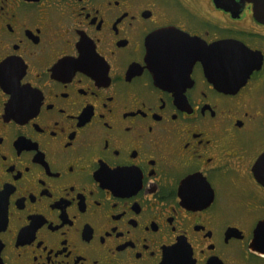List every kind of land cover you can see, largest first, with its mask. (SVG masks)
<instances>
[{
  "label": "flooded vegetation",
  "instance_id": "flooded-vegetation-1",
  "mask_svg": "<svg viewBox=\"0 0 264 264\" xmlns=\"http://www.w3.org/2000/svg\"><path fill=\"white\" fill-rule=\"evenodd\" d=\"M80 2L0 0V264H264L261 8Z\"/></svg>",
  "mask_w": 264,
  "mask_h": 264
},
{
  "label": "snow or ice",
  "instance_id": "snow-or-ice-1",
  "mask_svg": "<svg viewBox=\"0 0 264 264\" xmlns=\"http://www.w3.org/2000/svg\"><path fill=\"white\" fill-rule=\"evenodd\" d=\"M80 3H84L80 2ZM155 34H157V36L154 37V39H159V32H156ZM236 71V67L232 64V62L228 61L225 62L222 66V72L225 75V77H228L230 74H232L233 72ZM0 74H3V66H0ZM130 130V131H129ZM129 132L132 131L131 128L128 129ZM72 145L70 144L69 147H71ZM70 168H72L74 170L75 166L74 165H69ZM256 169H259L260 175L261 177H264V160H260L256 166ZM103 177V174H101ZM123 173L120 172H112V173H108L106 178H102L101 182L107 184V180H111L114 178H118L120 176H122ZM202 181V177L200 176H193L190 180H187L185 182V189L187 190L189 188V186L191 185H196L198 183H200ZM190 194V193H189Z\"/></svg>",
  "mask_w": 264,
  "mask_h": 264
},
{
  "label": "water",
  "instance_id": "water-1",
  "mask_svg": "<svg viewBox=\"0 0 264 264\" xmlns=\"http://www.w3.org/2000/svg\"><path fill=\"white\" fill-rule=\"evenodd\" d=\"M255 1V5L258 7V8H261L259 10V13L261 14V16L264 17V0H254Z\"/></svg>",
  "mask_w": 264,
  "mask_h": 264
}]
</instances>
